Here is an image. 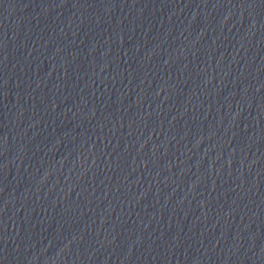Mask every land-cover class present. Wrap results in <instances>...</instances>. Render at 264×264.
<instances>
[{
  "label": "water",
  "instance_id": "1",
  "mask_svg": "<svg viewBox=\"0 0 264 264\" xmlns=\"http://www.w3.org/2000/svg\"><path fill=\"white\" fill-rule=\"evenodd\" d=\"M0 264H264V0H0Z\"/></svg>",
  "mask_w": 264,
  "mask_h": 264
}]
</instances>
